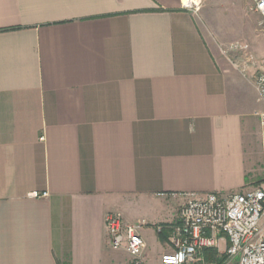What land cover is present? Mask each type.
Wrapping results in <instances>:
<instances>
[{
  "label": "crops",
  "instance_id": "1",
  "mask_svg": "<svg viewBox=\"0 0 264 264\" xmlns=\"http://www.w3.org/2000/svg\"><path fill=\"white\" fill-rule=\"evenodd\" d=\"M261 20L252 0H0V264H130L110 212L160 261L181 194L247 188L263 106L222 50Z\"/></svg>",
  "mask_w": 264,
  "mask_h": 264
},
{
  "label": "built area",
  "instance_id": "2",
  "mask_svg": "<svg viewBox=\"0 0 264 264\" xmlns=\"http://www.w3.org/2000/svg\"><path fill=\"white\" fill-rule=\"evenodd\" d=\"M253 11L264 20V0H252ZM201 0H181L184 10L196 13ZM248 47L233 43L222 54L243 76L253 70L257 102L263 110L257 114L260 127L262 178L256 187L222 195L218 193H183L177 221L169 227L172 251L160 257L159 264H194L204 250L224 252L237 264H264V61L254 66ZM33 198H46V192H33ZM143 223L128 224L118 212L107 213L104 227L111 250H123L130 264H146ZM162 227L157 231L161 232Z\"/></svg>",
  "mask_w": 264,
  "mask_h": 264
},
{
  "label": "rangeland",
  "instance_id": "3",
  "mask_svg": "<svg viewBox=\"0 0 264 264\" xmlns=\"http://www.w3.org/2000/svg\"><path fill=\"white\" fill-rule=\"evenodd\" d=\"M245 43L248 45L249 50H247V53L250 54V56L252 57L254 66L257 67L261 65V63L264 61V20H261L260 26L255 25L254 28L248 30ZM262 172H263V168L260 158L254 171H252V174L254 175L253 177H255V179L253 180L250 178L248 182V186L256 187L262 178ZM152 233L154 238L153 230ZM154 243L155 242L153 239L152 245L149 248L151 253L150 264H159V260L156 259V256L154 255V250H155ZM224 264H237V260L236 259L227 260L226 258V262Z\"/></svg>",
  "mask_w": 264,
  "mask_h": 264
},
{
  "label": "trees",
  "instance_id": "4",
  "mask_svg": "<svg viewBox=\"0 0 264 264\" xmlns=\"http://www.w3.org/2000/svg\"><path fill=\"white\" fill-rule=\"evenodd\" d=\"M202 255L207 264H224L226 262L225 254L217 256V252L214 249L204 250Z\"/></svg>",
  "mask_w": 264,
  "mask_h": 264
},
{
  "label": "bare ground",
  "instance_id": "5",
  "mask_svg": "<svg viewBox=\"0 0 264 264\" xmlns=\"http://www.w3.org/2000/svg\"><path fill=\"white\" fill-rule=\"evenodd\" d=\"M185 2V0H183Z\"/></svg>",
  "mask_w": 264,
  "mask_h": 264
}]
</instances>
